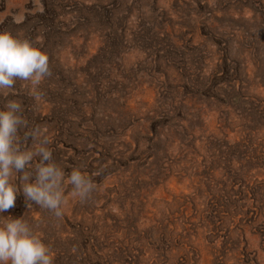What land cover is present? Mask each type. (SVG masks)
<instances>
[{
	"label": "rangeland",
	"instance_id": "1",
	"mask_svg": "<svg viewBox=\"0 0 264 264\" xmlns=\"http://www.w3.org/2000/svg\"><path fill=\"white\" fill-rule=\"evenodd\" d=\"M0 32L49 58L0 109L21 103V146L42 129L65 173L60 217L20 191L0 222L53 264H264V0H0Z\"/></svg>",
	"mask_w": 264,
	"mask_h": 264
},
{
	"label": "clouds",
	"instance_id": "2",
	"mask_svg": "<svg viewBox=\"0 0 264 264\" xmlns=\"http://www.w3.org/2000/svg\"><path fill=\"white\" fill-rule=\"evenodd\" d=\"M48 75L47 54L26 39L0 32V91L13 88L17 80L29 81L35 90ZM26 127L21 103L8 101L0 109V213L14 207L22 191L26 201L60 217L65 173L53 161L47 135L42 129L34 128L26 133L25 138L33 141L31 147L21 146L19 134ZM14 173H22L18 177L19 187L12 181ZM68 182L73 187V195L81 199L87 198L93 190L89 178L79 170L71 172ZM0 264H53V257L23 218L5 217L0 222Z\"/></svg>",
	"mask_w": 264,
	"mask_h": 264
}]
</instances>
